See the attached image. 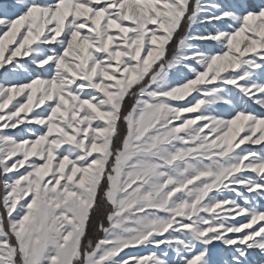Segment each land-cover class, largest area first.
Returning a JSON list of instances; mask_svg holds the SVG:
<instances>
[{"label":"snow or ice","instance_id":"snow-or-ice-1","mask_svg":"<svg viewBox=\"0 0 264 264\" xmlns=\"http://www.w3.org/2000/svg\"><path fill=\"white\" fill-rule=\"evenodd\" d=\"M0 264H264V0H0Z\"/></svg>","mask_w":264,"mask_h":264},{"label":"rangeland","instance_id":"rangeland-1","mask_svg":"<svg viewBox=\"0 0 264 264\" xmlns=\"http://www.w3.org/2000/svg\"><path fill=\"white\" fill-rule=\"evenodd\" d=\"M244 107H249V105H244ZM254 110L257 111V112L260 111V109L258 107H256Z\"/></svg>","mask_w":264,"mask_h":264}]
</instances>
